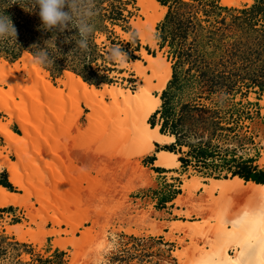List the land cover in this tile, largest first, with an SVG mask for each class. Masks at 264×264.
<instances>
[{
    "label": "rangeland",
    "instance_id": "374dc122",
    "mask_svg": "<svg viewBox=\"0 0 264 264\" xmlns=\"http://www.w3.org/2000/svg\"><path fill=\"white\" fill-rule=\"evenodd\" d=\"M140 1L94 0V30L88 48L74 52L80 51V57L73 53L66 59L74 48L71 37L76 34L75 29L46 31L38 9L30 10L31 0L19 3L0 0L4 14L11 18L17 32L16 41L0 40V64L14 67L24 54L31 55L32 45L43 48L51 40L49 48L59 53V60L54 64L57 66L42 68L53 87L64 89L59 82L67 72L75 74L72 69L80 73L86 56L91 71H83L82 76L75 74L85 83L99 90L103 85H111L134 93L139 87L155 90L158 70L147 68L146 78L141 81L132 68L109 62L107 52L119 45L131 62L146 66L144 58L136 53L146 46L147 55L153 58L161 55L170 65L172 79L164 91L169 123L176 127L170 124L166 132L177 133L174 143L181 146L179 152L193 163L192 171L223 180L232 179L243 168L255 169V162L261 166L264 14L259 10L249 12L260 0H181L190 6L179 7L180 17L173 15L169 20L165 19L166 14L170 7L177 8L176 0H144L139 4ZM160 1L168 8L164 7L166 14L162 20L154 6ZM135 23L143 26L146 37L155 44L153 48L150 44L143 45L140 37L135 42L129 39V33L136 29ZM157 45H162L163 51H157ZM58 68L63 69L61 75ZM22 78L21 86H26L29 77ZM19 86L0 82L3 92L12 96L13 91V98L7 99L14 110L21 103ZM26 92L29 107L40 102L41 119L34 112L32 116L40 126L35 130L42 139L29 147L30 169L21 166L26 175L25 189L19 190L5 169L7 165L23 164V158L19 160L14 152L5 151L8 145L0 135L1 152L7 156L5 160L0 157V172H7L11 192L22 198V205L10 206L9 214L0 208V264H180L174 257L179 253L186 256V264H198L215 247L210 241L211 234L226 227L231 216L247 211L250 202L247 198L220 190L214 183L205 185L194 172L193 178L185 177L180 185L167 184L166 191L155 188L143 167L142 158L148 151L123 143L116 119L97 107L93 112L86 105V98L75 97L71 89H65L63 98L43 94L41 101L32 96L37 92ZM162 94L159 95L163 105ZM153 95L159 96L157 92ZM156 113L149 118L151 126L163 123L162 115L157 117ZM19 116L12 118L0 111V120L8 130L22 136ZM200 149L206 152L203 159L197 153ZM61 161L69 169L72 167L71 184H76L78 190L76 197L68 201L61 200L56 184L57 179L69 181V176L59 172ZM154 165L162 168L156 162ZM167 191L169 194L158 197V201L174 200L170 208L180 209L174 211L179 221L157 223L148 212L152 206L143 209L138 199ZM165 228H169L164 235L166 242L161 236ZM19 233L27 234V241H20Z\"/></svg>",
    "mask_w": 264,
    "mask_h": 264
},
{
    "label": "bare ground",
    "instance_id": "6f19581e",
    "mask_svg": "<svg viewBox=\"0 0 264 264\" xmlns=\"http://www.w3.org/2000/svg\"><path fill=\"white\" fill-rule=\"evenodd\" d=\"M143 1L144 0H141L139 4ZM154 6L155 11L162 20L166 14V9L158 2H155ZM133 26L140 30V40L143 45L150 44L151 47L155 46V44H152L146 37L145 29L142 25L135 23ZM139 54L147 63L146 66H143L140 62L134 61L132 62L134 64L125 65L123 68H132L133 71L136 72L137 76L140 77L139 79L141 81L143 78H146L145 70L147 68H153L152 70L155 69V71L158 70L157 78L159 83L155 90H153V87H148L146 90L139 87V89L133 93L131 91L124 90L123 88L111 85H103V89L99 90L96 87L89 86L80 77L71 72H67L65 74V79L59 82L60 85L64 87V89H60L52 86L50 81L47 79V72L42 67L34 64L32 62V56L29 54H24L23 58L15 64L14 67L9 66L7 63L0 64V82L3 84H8L13 87L16 83H18L21 86V80H23L22 77L24 75L29 77V79L26 80L28 81L26 86H19L20 94H18V96L21 98V103L15 105V110L11 106L13 104H10V101L7 99V97L13 98V91L11 90V96V93L3 92L4 90L0 87V111L12 118L17 115H20L19 117H21L19 121L21 130L23 131L22 136L8 130L7 125L0 120V135L4 138L5 144L8 145L5 151L14 152L19 157V160H22L23 158V164L7 165L5 169L11 174V182L19 190L25 189L23 179L26 175H23L21 166L24 165L27 170L30 169L28 168L30 167V162H27L31 161L29 160V147L35 145V143L39 144V142L36 141L42 139L40 135H37L39 133L38 130H35L40 126L35 124L34 119L36 118L33 119L34 116H32V113L34 112L37 118L42 117L38 105L40 102H37V106L33 105L34 108L33 106L29 107L26 100L27 96L24 97L27 94L26 91L34 93L37 92L32 96H34V100L41 101L43 94L44 97L46 96L48 98L51 96L58 97L60 95H62L63 98L65 89H71V91L75 93V97L79 96L86 98V105L93 112H95L94 109L97 107V109L100 108V110L108 113V115H112V117L116 119L119 127L121 128L119 137L123 143H132L145 148L148 151V155L154 152V145L156 143L169 146L176 141V137L174 135L162 134L160 132L159 125L151 126L149 123V118L159 111L162 105L159 94L163 93L172 79L170 65L165 62V59L161 58V55L158 58H153L152 56L147 55L145 50H142ZM21 73L23 74L21 75ZM16 74H20V76H17ZM39 89L40 91L44 90V92L40 93ZM153 92H157L159 96L153 95ZM107 99L111 102L108 103L106 101ZM123 104L124 107H121L120 105ZM34 148H36V146ZM54 150L55 149H53V152L56 151ZM37 152L40 153L42 151L38 150ZM0 157L3 158V160L7 159V156H4L1 152V148ZM156 158V165L159 167L168 169L178 168L180 166L178 156L173 152H157ZM259 164L264 167V159L261 160ZM70 168L72 169V167ZM71 169L66 167V163H64V161H61L59 172L63 176H69V178L67 177L69 179L68 182L65 181V179H57L56 184H58L57 186L61 193L62 201L74 199V197H76L75 194L78 191L76 189L77 186H75L76 184H71L74 183L71 179V172L73 171V169ZM69 170H71V172ZM196 180L199 179L196 178ZM209 183H214L220 190L233 193L238 197H245L250 202L249 207H247V211H241L242 213L239 214V216H231L227 223H225L227 224L226 227L218 229L215 233L211 234L212 237L210 236V241L215 244V247L211 252H209L207 259L198 264H264V245L261 243L264 241V183L257 184L254 182H245L237 176L232 179L223 180L211 178L209 179ZM78 184H80V182ZM21 205V197L0 186V208L10 206L20 207ZM27 237L28 235L25 233H19L18 235V239L20 241H27ZM174 257L180 264H186V256L182 253L175 254Z\"/></svg>",
    "mask_w": 264,
    "mask_h": 264
},
{
    "label": "clouds",
    "instance_id": "9594fccd",
    "mask_svg": "<svg viewBox=\"0 0 264 264\" xmlns=\"http://www.w3.org/2000/svg\"><path fill=\"white\" fill-rule=\"evenodd\" d=\"M4 2V0H3ZM7 0L6 3H9ZM5 3V2H4ZM38 9V16L44 30L55 32L64 31L66 28L76 30V34L71 37L74 48L67 54L70 57L77 49L85 51L88 48L89 36L94 30L92 18L95 14L94 0H31V8ZM141 36L138 29L129 33V39L135 42ZM17 32L9 16L4 14V8L0 6V40L14 39L16 41ZM50 41L45 42L43 48L32 45V62L39 67L54 66L55 56L49 48ZM53 47L56 49L55 44ZM56 51H58L56 49ZM59 52V51H58ZM109 62L118 66L132 65L127 53L121 46L111 47L107 52Z\"/></svg>",
    "mask_w": 264,
    "mask_h": 264
},
{
    "label": "crops",
    "instance_id": "0c3cea01",
    "mask_svg": "<svg viewBox=\"0 0 264 264\" xmlns=\"http://www.w3.org/2000/svg\"><path fill=\"white\" fill-rule=\"evenodd\" d=\"M162 6L167 8V6H165V5H162ZM161 46L162 45H157V47H158L157 51L160 49H161V51H163L164 47H161ZM159 47H161V48H159ZM145 48H146V46L145 47L141 46L139 48V50L136 51V53H140L141 50L146 51ZM156 116L158 117V116H160V114H157ZM165 135H169V134H165ZM180 147L181 146L177 145L176 143L169 145V146L156 143L154 145V148H155L154 152L152 154H149V155L144 156L142 158V161L145 164V166H143V167L149 173V177H150L151 181L153 182L155 188H158L159 190L163 189L166 191L165 188H166L167 184H169V183L171 184V183L177 182L180 185V183L184 181L185 177H187L188 180H190L191 178L194 177L193 175H191V172L197 173V175H195V176L203 179V184L209 185V179H211L213 177L208 176V174L203 176V173H201V172L192 171L191 164H193V163L188 162L187 158H185L179 152ZM161 151H167V152H171V153L173 152V153L177 154L180 166L178 168H175V169H164V168L155 167L154 163L156 162V154H157V152H161ZM183 158H184V162L183 161L181 162L180 160ZM254 166H255V169L251 170L253 175H255V177H257L259 180L260 179L263 180L264 179V167L257 165L256 162L254 163ZM6 174H7V172L4 170L2 172H0V183H2V184L10 183L11 179L8 180V178L6 177ZM249 182H252V181H249ZM0 186L4 187L1 184H0ZM168 188H170V186ZM5 189H7V188H5ZM173 189L179 190L180 188L174 187ZM153 194L154 193H151L150 197L149 196H144V197L141 196V198L138 199L142 203L143 209H149V206H152V208L150 210H148V212L151 214V219L156 221L157 223H173V222L179 221L178 217H175L174 211H175V209L176 210H180V209L175 208V207L170 208V206L173 204L174 200L164 201L161 199V201L160 200L158 201V197L162 198L163 196H167V194H169V191H167V193H163V194H156V195H153ZM159 203H161V204L159 205ZM8 209H11V207H6L5 209L2 208L1 210H6V214H9L7 212ZM4 213H5V211H2V214H4ZM168 233H169V228H165L163 230V233H162L163 235H161L162 240H164V242H166L164 235H166ZM52 241H53V239L50 240V242H52ZM169 243H171V242H169Z\"/></svg>",
    "mask_w": 264,
    "mask_h": 264
},
{
    "label": "trees",
    "instance_id": "16d2710c",
    "mask_svg": "<svg viewBox=\"0 0 264 264\" xmlns=\"http://www.w3.org/2000/svg\"><path fill=\"white\" fill-rule=\"evenodd\" d=\"M11 1H14V0H10V2ZM15 1H17V3H19V2H21V0H15ZM264 0H260V2L257 4V5H254L253 6V8L249 11V12H253V11H255V10H259V12H262V14H264V11H261L262 10V2H263ZM9 2V3H10ZM163 5H165V6H167V4H165V3H163L162 1H160ZM200 2V1H199ZM175 6H177V8L176 7H174V6H172V7H170L169 8V11H168V13L166 14V17H165V19L166 20H169V19H171V17L174 15V16H177V14H178V17H180V13H177V12H179L180 11V8L179 7H189L190 6V4L189 3H187V2H183V1H181V0H176L175 1ZM177 9V11L175 12L174 10H176ZM245 13L247 12V11H244ZM189 20V19H188ZM187 20V21H188ZM40 35V34H39ZM42 36V39H44L45 38V36L42 34L41 35ZM183 38H186V37H183ZM173 45V43H171V46ZM53 52V54H54V56L56 57L55 58V60H54V64H56V62L59 60V53H56V52H54V51H52ZM75 57H80L81 56V53H80V51H78V52H76V53H74L73 54ZM86 56L84 57V61H82L83 62V68H82V71L80 72V73H77L76 71H75V69H72V72H74L75 74H77L78 76H82V72L83 71H85V70H89V71H91V64H90V62H88V61H86ZM54 66H57V65H54ZM57 71H58V73H59V75H61L62 74V72H63V69H61V68H58V69H56ZM85 81H86V79H85ZM167 92L166 91H164L163 92V94H162V100H163V105H162V110H160V111H158L157 113H156V115L157 114H160V115H162V125H161V129H160V132L162 133V134H169V135H174L177 139H178V135H177V133L174 131V132H172V133H168V132H166V129H167V127L171 124V123H169V118H168V107H167V103H166V100H167ZM174 128L176 127V125L174 124L173 125V123L171 124ZM152 126H153V124H152ZM198 154H200L202 157H200L199 159H203L204 158V156H206L205 155V151H203L202 149H200L198 152H197ZM181 162L183 161L184 162V159H181L180 160ZM234 176H239L241 179H243V180H245L246 182H249V181H252V182H255V183H257V184H262V183H264V179L262 180V179H258L257 177H255V175H253V173H252V171L250 170V169H246V168H243V171H242V173H235L234 174ZM2 186H4L5 188H7V189H9L10 191H13V187H12V185L10 184V183H4V184H2V183H0Z\"/></svg>",
    "mask_w": 264,
    "mask_h": 264
},
{
    "label": "snow or ice",
    "instance_id": "6c2138e0",
    "mask_svg": "<svg viewBox=\"0 0 264 264\" xmlns=\"http://www.w3.org/2000/svg\"><path fill=\"white\" fill-rule=\"evenodd\" d=\"M261 243H262V245H264V241H262Z\"/></svg>",
    "mask_w": 264,
    "mask_h": 264
}]
</instances>
